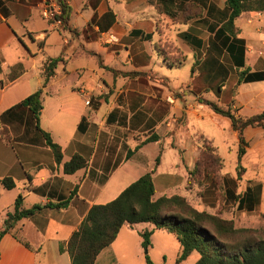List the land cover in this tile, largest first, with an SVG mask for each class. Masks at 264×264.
Segmentation results:
<instances>
[{
  "label": "crops",
  "instance_id": "1",
  "mask_svg": "<svg viewBox=\"0 0 264 264\" xmlns=\"http://www.w3.org/2000/svg\"><path fill=\"white\" fill-rule=\"evenodd\" d=\"M67 3L71 30L42 16L43 0H0V129L6 127L13 138L7 145L0 137V181L10 177L16 183L12 190L0 183V232L19 194L25 197V209L43 207L0 238V264H71L60 244L67 243L92 206L113 201L152 171L159 155L153 174L155 200L177 194L195 209L215 213L220 189L223 206L234 209L236 222L264 220V180L257 176V169L264 170V129L244 130L246 155L263 149L252 175L247 176L243 163L246 155L240 174L237 159L234 171H226L215 135L237 157V133L229 118L198 103L185 89L201 76H212L211 68L197 69L202 62L214 63L227 72L221 94L207 91L202 80L192 90L238 116L264 113V80L236 85L238 72L264 73V12H244L235 21L242 43L240 52L233 53L231 39L220 31L229 16L226 0ZM97 57L117 73H149L153 78L115 75L100 67ZM57 58L62 60L55 75L45 83L44 64ZM173 69H187L185 80L175 77ZM39 90L40 126L62 148L60 165L28 110L12 111ZM152 135L158 140L145 144ZM204 143L217 149L223 163L220 185L213 182V174L200 184L191 179ZM74 155L85 158L87 167L66 175L63 164ZM72 192L66 207H56ZM221 216L233 219L225 212ZM146 230L154 235L152 224L125 225L114 243L123 236L140 251V233ZM110 247L96 264L109 263Z\"/></svg>",
  "mask_w": 264,
  "mask_h": 264
},
{
  "label": "trees",
  "instance_id": "2",
  "mask_svg": "<svg viewBox=\"0 0 264 264\" xmlns=\"http://www.w3.org/2000/svg\"><path fill=\"white\" fill-rule=\"evenodd\" d=\"M56 3L61 9V13L54 20L61 21L60 27L63 30H71L69 27L71 8L67 0H56ZM226 6L229 16L220 31L228 34L231 39L230 51L233 53L240 52L239 45L242 41L237 38L238 29L235 21L244 12H264V0H226ZM61 60V58L49 59L44 64L45 83L54 77ZM97 60L100 67L113 72L115 75L149 76L153 78L152 74L149 73H117L105 67L99 57H97ZM172 64L174 63H169L170 66ZM20 68V66L15 67V69ZM198 68L203 71L211 68L209 75L212 73V76L207 78L201 76L195 79L193 83H189L185 89L194 95L198 103L207 106L214 113L230 119L232 128L238 136L237 160L238 174H240L242 170L240 162L248 148L244 130L248 127L264 129V113L242 117L232 112L230 107L224 108L214 101L205 99L200 94V90H192V87L202 80L203 84H208L207 91L210 89L216 96H219L226 81L227 72L226 70H217L214 63L207 61L202 62ZM195 71L196 69H193L192 74ZM15 78L16 76L13 75L10 79ZM262 80H264V73L238 72L236 85ZM42 95V90L31 94L16 105L12 111L16 109L28 110L36 130L52 151L55 162L60 165L63 163L62 148L40 126V113L43 108ZM0 137L7 145L13 144L12 135L6 127L0 129ZM157 140L158 137L152 135L145 141V144ZM159 163L160 155L156 158L154 169L142 175L137 181L124 189L116 199L107 204L94 205L89 209L86 217L67 243H61L59 247L61 252L69 254L71 264H96L99 255L115 242L119 232L125 225L133 227L135 224L142 223L152 224L155 230L166 231L177 239L180 250L175 264L183 263L194 252L199 254V259L195 264H264V237L258 235L257 230L237 228L233 219L224 218L219 212L199 211L192 207L187 199L181 195L163 196L155 200L153 174ZM86 167L87 160L80 155H74L63 164V172L66 175H73ZM222 168L223 164L217 149L211 144L204 143L196 167L190 176L192 180L200 184L204 177L213 174V182L220 185L218 178ZM0 183L7 190L16 187L15 181L10 177L4 178ZM74 195L75 192H72L66 202L56 207H66ZM24 198L23 194H19L15 199L13 212L7 214L4 229L0 232V238L9 232L14 224L22 219L31 218L43 209L39 205L31 209H25L23 206ZM152 235L153 232L148 230L140 233L143 249L147 250L150 247ZM145 260L147 264H152L147 254Z\"/></svg>",
  "mask_w": 264,
  "mask_h": 264
},
{
  "label": "rangeland",
  "instance_id": "3",
  "mask_svg": "<svg viewBox=\"0 0 264 264\" xmlns=\"http://www.w3.org/2000/svg\"><path fill=\"white\" fill-rule=\"evenodd\" d=\"M187 69L182 70H176L173 69V73L176 76L180 75L182 79L185 80V77L187 75ZM170 72L167 73L169 75ZM216 140L218 145L220 146L221 155L223 157V160L225 162V169L226 171H234L235 165H236V155L235 150L232 147V150L229 151L228 147H225L223 143L221 142L222 137L220 135H217L216 133ZM228 144H231L230 136H226ZM263 149L260 147L257 149H253L251 152H248L247 155L245 153V158L243 160V163L245 165V168L247 169V176H251L252 171L257 166H260L259 156L263 154ZM238 151V150H237ZM247 151V150H246ZM244 157V156H243ZM263 156H261L262 158ZM223 164V163H222ZM258 170V179L264 180V170L261 171ZM219 181H221L222 176H220ZM219 190L215 194L216 201L218 202V206L215 210V213H223L227 214L229 218H233L235 221V225L237 228H246V229H252L257 230L258 235L264 237V220H260V222H255L252 220V218L246 220H237L235 219V213L234 209H226L227 205L223 206V197H222V190ZM197 196L200 197L202 192L198 191ZM261 218V216H259ZM248 222V223H246ZM137 241V240H136ZM110 261H108V264H147L145 260V255L147 254L149 259L151 260L152 264H175L178 254H179V244L176 238L167 233L166 231L161 230H155L154 235L151 237V245L150 247L145 250L142 249L140 251H136L135 249V243L133 240L129 241L125 239L123 236L119 238V240L114 243L110 247ZM197 257H199V254L195 252L191 257H188L183 263L181 264H195L197 261ZM109 260V259H108Z\"/></svg>",
  "mask_w": 264,
  "mask_h": 264
},
{
  "label": "built area",
  "instance_id": "4",
  "mask_svg": "<svg viewBox=\"0 0 264 264\" xmlns=\"http://www.w3.org/2000/svg\"><path fill=\"white\" fill-rule=\"evenodd\" d=\"M42 16L45 19L52 21V24L56 26H61L60 20H54L55 17H58L61 13V9L56 3V0H43V7L41 9ZM89 100L87 99L86 103L89 104Z\"/></svg>",
  "mask_w": 264,
  "mask_h": 264
}]
</instances>
